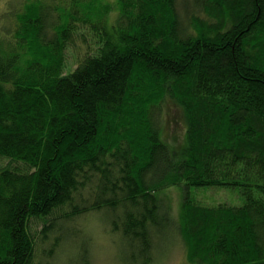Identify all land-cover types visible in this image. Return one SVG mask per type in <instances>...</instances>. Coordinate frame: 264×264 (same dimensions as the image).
<instances>
[{
  "label": "trees",
  "instance_id": "obj_1",
  "mask_svg": "<svg viewBox=\"0 0 264 264\" xmlns=\"http://www.w3.org/2000/svg\"><path fill=\"white\" fill-rule=\"evenodd\" d=\"M113 1L0 0V264H264V0Z\"/></svg>",
  "mask_w": 264,
  "mask_h": 264
},
{
  "label": "rangeland",
  "instance_id": "obj_2",
  "mask_svg": "<svg viewBox=\"0 0 264 264\" xmlns=\"http://www.w3.org/2000/svg\"><path fill=\"white\" fill-rule=\"evenodd\" d=\"M105 1L111 4L115 3L113 0ZM179 3H181L179 6L180 16L184 18L185 7L187 6L185 4L190 3H184L183 0H180ZM114 14L117 15L116 9L112 12V15L109 16L110 20L113 19L112 17H114ZM175 127L178 128V135L182 136L183 132L185 131L184 126L182 124L176 123ZM167 197L172 199V208L176 213L180 206L178 205L180 201L179 191H169ZM100 217L101 214L99 215L98 212L95 211L91 212L89 215H85L84 217H82L81 222L79 223L80 227L78 226L80 228V234L78 233L79 244L73 246L69 243H64L60 248V252L63 254L57 255L56 258L52 260V262L49 264H70V262L74 260L77 261L75 264H119L120 257L118 255L122 256L121 251L123 246L120 235L118 233H110L109 228H107V225L103 224V220ZM106 218L108 220L110 219L108 216H106ZM87 226H89V233L87 230ZM63 241L65 242V237ZM157 241L154 264L187 263L184 250L180 243L175 241V238H171L168 244L164 245L160 243V240L158 241L159 243ZM42 255L44 256V253H42ZM42 264L46 263L43 262Z\"/></svg>",
  "mask_w": 264,
  "mask_h": 264
}]
</instances>
